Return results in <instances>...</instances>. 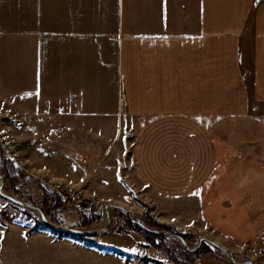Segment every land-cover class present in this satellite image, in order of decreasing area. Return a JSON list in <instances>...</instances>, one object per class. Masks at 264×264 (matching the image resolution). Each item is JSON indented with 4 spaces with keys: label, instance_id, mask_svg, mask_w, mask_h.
<instances>
[{
    "label": "crops",
    "instance_id": "0c3cea01",
    "mask_svg": "<svg viewBox=\"0 0 264 264\" xmlns=\"http://www.w3.org/2000/svg\"><path fill=\"white\" fill-rule=\"evenodd\" d=\"M0 96L136 126L130 183L148 205L229 251L258 248L264 0H0ZM115 183L130 193L120 169Z\"/></svg>",
    "mask_w": 264,
    "mask_h": 264
},
{
    "label": "rangeland",
    "instance_id": "374dc122",
    "mask_svg": "<svg viewBox=\"0 0 264 264\" xmlns=\"http://www.w3.org/2000/svg\"><path fill=\"white\" fill-rule=\"evenodd\" d=\"M74 109L70 101L42 105L30 96H0V176L6 177H2L3 193L42 209L51 225V219L56 218L59 225L54 226L86 232L103 230L105 206L124 207L132 219L151 230L185 234L187 247L195 248L198 235L169 222L173 216L149 206L147 191L130 183L135 181L128 161L137 127H122L116 120L81 118ZM118 169L130 183V193L115 183ZM96 193L101 197H95ZM73 198L81 203L74 204ZM107 212L110 223L106 231L87 234L90 242H82L76 235L52 231L37 211L0 196V230L7 233L2 257L8 264H233L212 245L207 249L202 242L189 253L177 238L144 235L128 223L124 212L115 208ZM21 233L32 236L22 240ZM263 237L264 233L255 251L231 246L232 259L264 264ZM83 246L94 247L97 253Z\"/></svg>",
    "mask_w": 264,
    "mask_h": 264
},
{
    "label": "water",
    "instance_id": "95a60500",
    "mask_svg": "<svg viewBox=\"0 0 264 264\" xmlns=\"http://www.w3.org/2000/svg\"><path fill=\"white\" fill-rule=\"evenodd\" d=\"M0 181H1V184H0V196L6 200H8L9 202L17 205V206H20V207H24V208H30V209H33L35 211H37L40 215V218L42 220V222L49 228L51 229L52 231H55V232H58V233H61V234H68V235H76V236H79V235H87V234H103L106 229L108 228V224H109V216H108V210L110 208H115V209H118L122 212H124L128 219L135 223L137 226H139L141 229H143L144 231L146 232H149V233H152V234H155V235H163V236H170V237H174V238H177L182 246L185 248L186 251H189V252H193L196 250V248L202 243V242H206V243H209L210 245H212L213 247L221 250L223 253H225L227 255V257L229 258V260L233 263V264H252L250 261H246V262H243V263H237L235 262L232 257H231V254L229 252V250L225 247H223L222 245H219L218 243L212 241V240H209L207 238H204V237H201L199 238V241H198V244L195 248H188L186 243L184 242V240L176 235V234H172V233H168V232H161V231H155V230H151L147 227H145L143 224H141L140 222L134 220L131 218V215H130V212L125 209L124 207H120V206H115V205H107L105 206V210H106V226L105 228H103V230H101L100 232H86V231H79V230H75V229H69V228H64V227H57V226H54V225H51L47 219L45 218L43 212L37 208L36 206L32 205V204H28L26 202H23V201H19L17 199H14L12 197H9L7 195H5L2 191V185H3V180H2V177L0 176Z\"/></svg>",
    "mask_w": 264,
    "mask_h": 264
},
{
    "label": "trees",
    "instance_id": "16d2710c",
    "mask_svg": "<svg viewBox=\"0 0 264 264\" xmlns=\"http://www.w3.org/2000/svg\"><path fill=\"white\" fill-rule=\"evenodd\" d=\"M16 169H18V168H16ZM7 174V173H6ZM3 177V179L5 180V178L6 177H4V176H2ZM4 183H5V181H4ZM41 211L43 212V210L41 209ZM44 213V212H43ZM140 222V221H139ZM51 223H53L54 225H59V223H58V221L56 220V218H53V219H51ZM128 223H130L134 228H135V230L136 231H138V232H141L142 234H144V235H148V236H154V235H152V234H149V233H147V232H145V231H143L139 226H137L135 223H133V222H131V221H129L128 220ZM142 223V222H141ZM143 224V223H142ZM146 227H148L147 225H145ZM149 229H151L150 227H149ZM177 235L178 236H180L182 239H184L185 240V234H178L177 233ZM79 239H81V240H83V241H90L89 239V237L90 236H87V235H79V236H77ZM161 238H163V237H161ZM202 245L204 246V247H206L207 249H209V247L211 246L210 244H208V243H206V242H203L202 243ZM201 245V246H202ZM186 252H189V251H186ZM194 252V251H193ZM190 253V252H189Z\"/></svg>",
    "mask_w": 264,
    "mask_h": 264
},
{
    "label": "built area",
    "instance_id": "2783aa9c",
    "mask_svg": "<svg viewBox=\"0 0 264 264\" xmlns=\"http://www.w3.org/2000/svg\"><path fill=\"white\" fill-rule=\"evenodd\" d=\"M80 203H81V200L80 199H76V198L74 199V204L79 205ZM263 240H264V237H263Z\"/></svg>",
    "mask_w": 264,
    "mask_h": 264
},
{
    "label": "bare ground",
    "instance_id": "6f19581e",
    "mask_svg": "<svg viewBox=\"0 0 264 264\" xmlns=\"http://www.w3.org/2000/svg\"><path fill=\"white\" fill-rule=\"evenodd\" d=\"M108 215H109V213H108ZM109 223H110V219H109ZM105 226H106V221H105V225H104V227L103 228H105ZM108 227H109V224H108ZM100 232V231H99ZM219 244V243H218ZM220 245V244H219Z\"/></svg>",
    "mask_w": 264,
    "mask_h": 264
}]
</instances>
